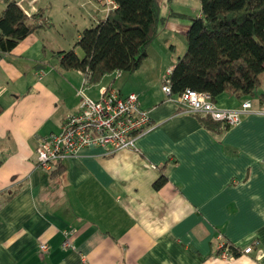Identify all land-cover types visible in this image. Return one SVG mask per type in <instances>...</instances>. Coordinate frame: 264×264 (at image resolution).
<instances>
[{"label": "crops", "instance_id": "obj_1", "mask_svg": "<svg viewBox=\"0 0 264 264\" xmlns=\"http://www.w3.org/2000/svg\"><path fill=\"white\" fill-rule=\"evenodd\" d=\"M15 1L47 20L0 53V264H264V113L246 112L213 131L160 90V75L176 61L168 52L177 36L184 43V16H199L198 0H169L184 15L165 20L140 66L116 78L104 73L85 89L92 99L108 87L137 94L151 127L134 148L104 154L89 145L54 174L35 166L34 149L77 110L82 78L78 69L60 70L55 52L70 48L88 23L63 32L51 21V0ZM260 77L248 98L263 109L264 62ZM213 102L231 109L240 100L223 91ZM160 174L165 182L154 188ZM64 236L71 247H60ZM254 240L248 254L215 255L222 241L241 250Z\"/></svg>", "mask_w": 264, "mask_h": 264}, {"label": "trees", "instance_id": "obj_2", "mask_svg": "<svg viewBox=\"0 0 264 264\" xmlns=\"http://www.w3.org/2000/svg\"><path fill=\"white\" fill-rule=\"evenodd\" d=\"M113 2L115 7L105 16L79 30L69 49L55 52L60 70L87 68L89 82L113 70L134 71L165 20L184 15L172 10L161 15V0ZM198 2L199 16H184L189 20L184 34L186 47L168 75L171 96L189 88L208 93L212 101L223 91L240 101L252 97L261 84L264 62V0ZM46 20L39 12L26 15L15 0H4L0 10V53L44 27ZM76 48L81 50V57L75 54ZM195 116L207 129H224L209 116ZM62 161L50 169L51 174L59 172L56 166ZM164 182L160 174L152 186L159 188Z\"/></svg>", "mask_w": 264, "mask_h": 264}, {"label": "built area", "instance_id": "obj_3", "mask_svg": "<svg viewBox=\"0 0 264 264\" xmlns=\"http://www.w3.org/2000/svg\"><path fill=\"white\" fill-rule=\"evenodd\" d=\"M95 5L101 7L105 16L115 7L113 0H92ZM98 10V9H97ZM81 72V83L75 90L78 97L77 110L67 114L61 124V129L41 138L35 149V166L49 171L58 161L73 157L86 146L94 145L104 148V154H111L120 149L134 148L135 139L146 129L151 127L147 110L141 108L137 102V94L128 92L120 95L113 88H102L97 99H92L85 94L88 87V70ZM114 78L119 77L121 71L113 70ZM167 69L160 84V90L178 106L181 113L199 114L209 116L218 121L221 128L236 124L242 114L251 111L264 113L255 101L246 98L240 101L236 108L218 107L208 93L197 92L186 88L180 94L171 96ZM220 238V236H218ZM254 240L241 250H237L230 243L222 241L216 252L219 259H232L240 254H248L252 251ZM72 241L66 236L60 242L61 248L71 247ZM37 248L42 253H47L48 247L42 241L37 242ZM236 252V254L233 253Z\"/></svg>", "mask_w": 264, "mask_h": 264}, {"label": "rangeland", "instance_id": "obj_4", "mask_svg": "<svg viewBox=\"0 0 264 264\" xmlns=\"http://www.w3.org/2000/svg\"><path fill=\"white\" fill-rule=\"evenodd\" d=\"M3 6H4V0H0V9ZM170 7L171 6L169 5V0H161L160 14L167 15L169 10L174 11ZM96 9H98V14L92 16L91 15L92 12H94V10ZM51 10H52V15L50 17L52 19L51 21L54 24L55 28H58L60 26V29L63 32L69 31L70 33L72 31V27L74 28V25L72 24L73 22H75L76 23L75 25L78 26L79 22L83 20V18H85L87 20L86 22L88 23L86 27H89L95 21H97L98 18H101V15L104 14L102 8L101 7L98 8L92 0H64L63 2L61 1L60 3H56V0H51ZM179 10L188 12V10L186 11L182 9ZM81 29L82 28H80V30ZM177 37L179 43L178 42L174 43L175 51L168 52L170 55L173 56L172 61L176 60V54H178V52L180 51V47L182 46V44L185 43V40L183 43L182 38H180L179 36ZM64 49L67 50L69 48H64ZM165 50L168 51L167 47ZM121 72L128 73L123 71ZM165 72H162V74L160 75L159 85L161 84L160 82L163 80V77L165 76ZM92 91L94 92L95 89H93ZM90 96H92V93H90Z\"/></svg>", "mask_w": 264, "mask_h": 264}]
</instances>
